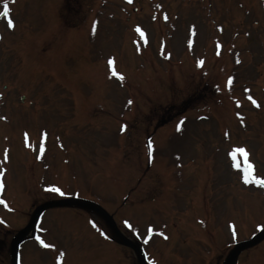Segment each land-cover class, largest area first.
Returning <instances> with one entry per match:
<instances>
[{"label":"rangeland","instance_id":"rangeland-1","mask_svg":"<svg viewBox=\"0 0 264 264\" xmlns=\"http://www.w3.org/2000/svg\"><path fill=\"white\" fill-rule=\"evenodd\" d=\"M8 6L13 27L0 15V153L9 155L0 163V227L13 230H0V244L39 201L70 196L107 209L155 264H223L264 226V186L244 183L229 156L243 146L264 179V0ZM35 227L46 245L24 242L21 264H139L81 208L50 207ZM8 262L4 247L0 264ZM236 264H264V239Z\"/></svg>","mask_w":264,"mask_h":264},{"label":"snow or ice","instance_id":"snow-or-ice-1","mask_svg":"<svg viewBox=\"0 0 264 264\" xmlns=\"http://www.w3.org/2000/svg\"><path fill=\"white\" fill-rule=\"evenodd\" d=\"M0 15H3L5 18H7V22H8V27L11 28L13 27V21L11 20V18H9V6H8V0H0ZM93 26H95V22H93ZM138 32H140L141 36L144 35L143 32H141L140 28L137 27L136 29ZM112 64H113V59L111 57L108 58V65L109 68H112ZM113 75L115 76H120L119 73L115 72L113 70ZM122 78V77H120ZM229 83H231L232 81V77L228 78ZM247 91V90H245ZM249 100L252 101L253 104H256L257 102L252 99L251 96L248 97ZM129 103H131V101H129ZM239 115V113L237 114ZM177 127L179 128V124L177 125ZM124 126H121V130H123ZM149 149L151 150V143H149ZM237 154L242 155L245 158V166L243 168V175L241 177V179L244 181V183H249V182H253L256 183L260 186H264V179H261L260 177H256L253 175V165L247 161V156L248 153L246 151V149L243 146H239V147H233L232 150L229 152V156L232 158V167L234 168H239L240 164L237 162ZM48 191L57 193L59 195H64L65 193L57 186L55 185H49L48 186ZM90 223H92L90 221ZM125 225L132 227L129 222L127 220L124 221ZM93 226L95 227V225L93 224ZM149 231L151 232L152 229L149 228ZM101 235H104V233H101ZM161 235H163V233H161ZM36 239L43 244L44 242L40 239L39 236L36 237ZM59 259V258H58ZM149 264H155V261H150Z\"/></svg>","mask_w":264,"mask_h":264},{"label":"water","instance_id":"water-1","mask_svg":"<svg viewBox=\"0 0 264 264\" xmlns=\"http://www.w3.org/2000/svg\"><path fill=\"white\" fill-rule=\"evenodd\" d=\"M62 202L74 203V204H79V205H84V206L91 207V205H90L89 203L82 202V201H75V200H64V201H58V202L45 203V204L39 206V207L35 210V213H34V215H33V217H32V220L30 221V223H33V221L35 220V217H36L37 213H38L41 209H43V208H45V207H47V206H49V205H52V204H55V203H62ZM101 212H102V214L107 218V220H108L109 222H111L109 216H108L105 212H103V211H101ZM112 226H113V224H112ZM116 232H117V231H116ZM117 233L120 235V237L122 238L123 242H125L126 244H128L129 246H131V247L136 251L137 256H138V259L140 260V262H141L142 264H146V263H145V260H144V257H143V253H142L140 247H139L138 245H136L135 243H132L131 241L125 239V238H124L119 232H117ZM21 235H22V234H19V235L14 239V241H13V243H12V264H15V259H14L15 248H16L17 241L20 239V236H21ZM263 236H264V229L261 230L260 232H258L255 236H253V237H252L251 239H249L248 241L242 242V243L238 244L237 246H235V248L229 253V255H228V257H227V260H226V263H225V264H231V263H232V258H233V256H234V255H235L240 249H242L243 247L248 246V245H250V244L256 242L257 240H259V239L262 238Z\"/></svg>","mask_w":264,"mask_h":264},{"label":"flooded vegetation","instance_id":"flooded-vegetation-1","mask_svg":"<svg viewBox=\"0 0 264 264\" xmlns=\"http://www.w3.org/2000/svg\"><path fill=\"white\" fill-rule=\"evenodd\" d=\"M0 250H1V245H0Z\"/></svg>","mask_w":264,"mask_h":264}]
</instances>
